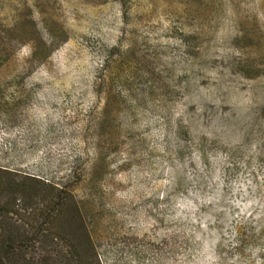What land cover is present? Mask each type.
<instances>
[{"label": "rangeland", "instance_id": "1", "mask_svg": "<svg viewBox=\"0 0 264 264\" xmlns=\"http://www.w3.org/2000/svg\"><path fill=\"white\" fill-rule=\"evenodd\" d=\"M253 17L264 30V0H0V78L49 92L16 139L33 156L0 169V218L35 226L62 190L101 264H122L112 235L144 225L191 230L178 264H264V82L228 67ZM34 36L42 60L21 45Z\"/></svg>", "mask_w": 264, "mask_h": 264}, {"label": "trees", "instance_id": "2", "mask_svg": "<svg viewBox=\"0 0 264 264\" xmlns=\"http://www.w3.org/2000/svg\"><path fill=\"white\" fill-rule=\"evenodd\" d=\"M12 29L20 31L25 36L35 33L34 24L29 25L23 21L19 24L16 23ZM48 30V41L53 42L56 35L52 34L50 28ZM5 39L6 35L3 32V35H0V46L8 45L5 44ZM183 43L187 50L195 48L193 41L188 37L183 39ZM25 44L29 47L28 51L31 57L35 59L39 57L42 60L40 50L45 45L41 44L40 38L26 37L21 42V45ZM233 52L239 57L235 59L236 61L228 62L232 75L236 74L248 80L264 82V30L255 17L249 26L242 28L236 36ZM47 56L48 54H46ZM2 64L4 63H0V65ZM201 69V66L195 65L193 62L190 72ZM258 92L264 102V84ZM224 98L225 96H222L219 91L216 94L213 93V99L218 102H225L227 99ZM253 100L255 97L252 96L251 101L253 102ZM254 119H252L253 122ZM252 121L251 124H253ZM255 122L259 123V120L255 119ZM258 131L259 129L249 132L253 135ZM1 147L2 151L8 148L4 140ZM0 169L8 170V167ZM56 191L58 195L63 192L62 190ZM58 195H53L55 207L45 213L38 214L37 217H31L30 220H33L35 226L32 223L15 225V222L11 221V217L0 218V264H101L81 213L76 208L70 207V200L67 201L68 206L66 205L64 208V203L58 199L61 198ZM11 210V208L0 206V213L5 215L11 213ZM34 243L41 244V246L35 248Z\"/></svg>", "mask_w": 264, "mask_h": 264}, {"label": "crops", "instance_id": "3", "mask_svg": "<svg viewBox=\"0 0 264 264\" xmlns=\"http://www.w3.org/2000/svg\"><path fill=\"white\" fill-rule=\"evenodd\" d=\"M2 67L4 65H0ZM44 87L38 81L0 78V132L4 133V141L8 145L0 153V168L17 167L33 156V149L27 142L18 146L16 139L19 135H33V124L22 120V117L27 113L26 109H31L35 97L49 95L48 91L35 90ZM189 231L176 225H144L122 230L128 234L112 235L111 250L114 255L122 257V264H178L187 252V247L180 243L194 238L185 234ZM118 242H121V247Z\"/></svg>", "mask_w": 264, "mask_h": 264}, {"label": "built area", "instance_id": "4", "mask_svg": "<svg viewBox=\"0 0 264 264\" xmlns=\"http://www.w3.org/2000/svg\"><path fill=\"white\" fill-rule=\"evenodd\" d=\"M4 133L0 132V153L2 152V147L1 145H3V140H4Z\"/></svg>", "mask_w": 264, "mask_h": 264}]
</instances>
